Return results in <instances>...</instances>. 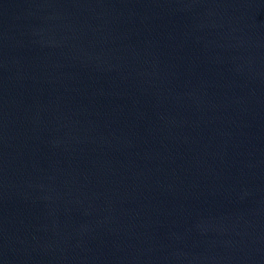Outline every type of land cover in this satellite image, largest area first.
I'll return each mask as SVG.
<instances>
[{
	"label": "water",
	"instance_id": "1",
	"mask_svg": "<svg viewBox=\"0 0 264 264\" xmlns=\"http://www.w3.org/2000/svg\"><path fill=\"white\" fill-rule=\"evenodd\" d=\"M0 264H264V0H0Z\"/></svg>",
	"mask_w": 264,
	"mask_h": 264
}]
</instances>
